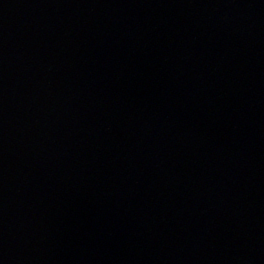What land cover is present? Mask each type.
I'll use <instances>...</instances> for the list:
<instances>
[{
  "label": "water",
  "instance_id": "water-1",
  "mask_svg": "<svg viewBox=\"0 0 264 264\" xmlns=\"http://www.w3.org/2000/svg\"><path fill=\"white\" fill-rule=\"evenodd\" d=\"M63 264H264V0H57Z\"/></svg>",
  "mask_w": 264,
  "mask_h": 264
}]
</instances>
